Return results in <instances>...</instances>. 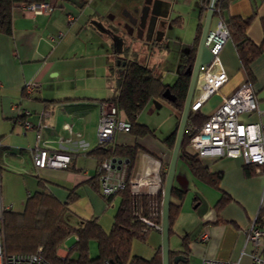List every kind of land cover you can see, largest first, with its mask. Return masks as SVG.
I'll return each mask as SVG.
<instances>
[{
    "label": "crops",
    "instance_id": "0c3cea01",
    "mask_svg": "<svg viewBox=\"0 0 264 264\" xmlns=\"http://www.w3.org/2000/svg\"><path fill=\"white\" fill-rule=\"evenodd\" d=\"M169 1L172 26L181 30L186 21L191 24V45L201 0ZM61 2L56 0L57 7L48 14H24L19 5H15L12 33L0 32V227L3 211H21L27 198L41 188L39 182L42 181L43 188L60 202L68 200L66 218L70 223L76 225L95 217L102 228L109 231L117 209L116 196L107 202L96 184H92L98 172L97 159L89 151L97 144L99 102L110 97L115 90L110 77L116 74V56L107 40L98 38L103 32L89 23V16H85L83 10ZM77 11L82 17L78 27ZM223 13L225 19L251 16L247 35L256 44L264 43V0H229ZM70 14L73 16L71 22L68 21ZM204 16L205 13L202 23ZM216 20L217 17H212L210 29H214ZM82 30L86 32L84 40L79 38ZM59 32L62 35L57 38ZM49 36L57 39L51 40ZM81 50L89 61L77 60ZM219 57L228 76L221 92L230 94L240 83L250 79L251 82H247L252 85L259 108L264 110V50L249 64L250 75L242 68L235 45L230 40L223 45ZM82 80H86L87 94L78 92L85 87L79 85ZM26 82H36L37 86L26 93L23 91ZM101 86L105 92L112 89V93L102 95ZM162 103L158 99L151 100L149 111L159 108ZM219 104L220 96L212 95L200 111L207 116ZM239 117L244 122L264 120V114L256 112L242 113ZM114 140L123 142L129 137L125 132H116ZM140 141L161 160L169 158L160 140L147 136ZM36 147L67 154L70 160L61 168H36L32 161V151ZM150 162L145 157L139 159L134 181L147 178ZM205 163L212 171H222L218 188L193 177L187 166L180 172L175 171L174 186L187 193L189 187L183 188L184 181L194 186L198 184L195 181H199L214 189L215 199L203 215L194 214L188 205L186 208L184 200L181 202L172 226L171 235L175 236L171 238L173 247L170 249L181 252L187 264H200L203 258L254 264L249 255L251 245L247 244L245 234L264 197V169L255 167L254 172L246 175L241 157L205 158ZM152 171L156 174V166ZM70 192L75 196L68 199ZM223 192L229 200L216 213L213 206ZM194 200L201 203L198 194ZM111 206L116 209L110 211ZM185 237H188L187 245L184 244ZM148 239V247L139 249L138 253L144 258H151L160 248V231L156 230ZM67 250L63 245L57 253L65 257Z\"/></svg>",
    "mask_w": 264,
    "mask_h": 264
},
{
    "label": "trees",
    "instance_id": "16d2710c",
    "mask_svg": "<svg viewBox=\"0 0 264 264\" xmlns=\"http://www.w3.org/2000/svg\"><path fill=\"white\" fill-rule=\"evenodd\" d=\"M39 2L44 0H0V32L10 35L12 33V10L15 5L21 2ZM229 0H216L213 17H222L229 30V39L235 45L242 68L250 75L249 64L259 56L264 50V43L256 44L247 35V28L251 21L250 17L232 16L224 18V10L228 6ZM208 0H201L199 19L193 43L189 51L183 56L173 83H164L153 67L146 61L136 58L120 56V64L116 65V86L114 93L101 101H113L117 108L118 118L124 119L129 124V130L125 133L129 137L128 141L118 142L114 138L109 142L97 143L89 151L97 159V166L108 158L128 159V177L125 186L114 194L104 195L99 189V176L97 172L92 184H96L100 194L107 202L113 197H119V204L112 216V224L109 231H105L95 217L81 221L79 224H72L66 218L68 210V200L60 202L50 191L42 186L26 200L21 211L5 210L2 214L0 233L3 235L4 248L7 253H35L39 252L51 264H93L104 259H109L113 264H162L161 250L157 249L151 258H144L139 255H131V242L133 239L146 240L153 228L145 224L140 217H151V210L154 200L157 201V215L155 221L161 222V200L168 159L161 160L156 152H153L141 144V139L152 136L163 144L169 152L173 148L179 117L183 108L186 91L190 79V74L186 69L193 64L195 51L202 28V16L206 11ZM126 47V46H124ZM124 49V48H123ZM118 58V56H116ZM117 60V59H116ZM122 60L125 61L122 64ZM119 68V69H118ZM251 82V80L247 79ZM169 88L173 99L163 97V91ZM153 99H158L169 104L174 112L176 121L173 129L165 136H159L154 129L144 123L137 121L140 111ZM206 115L199 111L189 112L184 134L182 137L178 160L184 161L191 175L205 184L218 188L222 171H212L205 161L200 158L191 148L188 142L195 132L193 128H199L205 121ZM144 150L158 157L161 160L160 179L161 187L153 195L147 193L134 194L128 178L133 170L138 150ZM177 160V161H178ZM254 164H244L245 174L254 172ZM98 171V170H97ZM139 184L142 181H134ZM134 185V186H136ZM70 192L68 199L74 197ZM186 194L185 189L172 186L171 201L169 205L168 223L169 235L173 233L172 226L179 213L181 202ZM229 200V196L222 193L215 202L213 208L215 212L224 206ZM255 217L258 226H264V197ZM76 236L75 242L68 249L67 255L61 257L57 249L61 247L63 241L68 237ZM96 242V254L90 256V241ZM184 238V244L187 245ZM40 250L38 251V248ZM72 252L76 257H72ZM177 254L170 249V263Z\"/></svg>",
    "mask_w": 264,
    "mask_h": 264
},
{
    "label": "built area",
    "instance_id": "2783aa9c",
    "mask_svg": "<svg viewBox=\"0 0 264 264\" xmlns=\"http://www.w3.org/2000/svg\"><path fill=\"white\" fill-rule=\"evenodd\" d=\"M24 14H48L56 6V0H44L39 2H21L18 4ZM73 16H68L71 22ZM62 35L58 33V37ZM52 40L57 38L49 36ZM229 39V30L222 17H217L214 29H210L205 39V45L212 53L210 61L203 63L198 68L194 92L190 102V112L199 111L202 105L212 95L220 96V104L214 111L207 115L199 128H193L188 147L200 158H236L241 157L244 164H254L259 170L264 169V120L257 122H244L239 115L242 113L256 112L264 114L254 96L252 85L245 81L240 83L230 94L221 92L222 86L227 82L228 76L220 61V51ZM37 86L36 82H26L23 91L32 92ZM2 87L0 83V88ZM117 108L113 101L99 102V115L96 125L97 143L111 141L116 132H126L129 124L117 116ZM149 159L148 171L152 172L151 191L156 194L160 187V181L153 175L152 167L160 168L159 158L142 154ZM70 156L60 152H49L45 148L36 147L32 151V161L36 168L65 167ZM110 158L97 166L100 173V191L104 195H110L123 188L126 179V163L117 166ZM158 172V171H157ZM157 172L155 175H157ZM143 185V184H141ZM141 185H131L136 193ZM149 185V184H147ZM131 187V188H132ZM151 217L140 219L151 226L153 230L160 231V224L155 221L157 215V201L154 200ZM205 236V235H204ZM245 239L251 245L249 255L254 264H264V226H258L255 218L248 227ZM40 247L38 248V251ZM0 264H51L39 252L35 253H7L4 248L3 235L0 233ZM93 264H113L109 259H104ZM176 264H187L179 261ZM200 264H237L236 261H220L213 258H203Z\"/></svg>",
    "mask_w": 264,
    "mask_h": 264
},
{
    "label": "rangeland",
    "instance_id": "374dc122",
    "mask_svg": "<svg viewBox=\"0 0 264 264\" xmlns=\"http://www.w3.org/2000/svg\"><path fill=\"white\" fill-rule=\"evenodd\" d=\"M60 2H61V0H59V3ZM104 2H105V0H93V1L90 0L88 2V4L83 8V13L85 14V16L87 14L90 17V15L94 14V8L95 7L99 8L101 10L105 9V7H104L105 3ZM65 8L68 11L70 10L72 12H75L74 9H71L70 7H65ZM56 10H57V8H56ZM76 16H77V27H78L80 22H82L81 21L82 17L78 14V11L76 13ZM131 28L133 29L132 39H130L128 41V43H126V47H124L123 51L119 55L121 57L136 58L140 61H146L149 66L154 68V70L158 76H160V75L163 76V78H161V79L163 80L164 83H173L175 80L176 74L178 72L179 66L182 63L183 53L189 47V45L193 39V32H192L191 24H189V22L187 23V21H186L185 26H183V28L180 30L178 28L173 27L172 24L169 23V21H168L167 26H166V35L163 38H161L160 40L158 39L157 35H155V37H153V39H149L146 30H145L144 34L140 36L139 31L136 28V26L131 25ZM100 34H101L100 36H102V37H98V38H105L109 44L110 49L113 51L114 44H113L112 36L110 34H107V33L106 34L100 33ZM79 35H80L79 38L84 40L86 38L85 30H82L79 33ZM84 52H85V50H84ZM87 52H85V53H87ZM81 55H83V56L81 57ZM77 56H78L77 60L84 59L82 62H86V61L90 60L89 57L86 58L85 54L83 53V50H81L80 53L77 54ZM83 57H85V58H83ZM110 79L113 82V87H115V84H116L115 83L116 82L115 75L113 77H110ZM89 83L91 84L92 81H90ZM79 85L85 86L86 80H82L79 83ZM100 88L103 91L102 93H104L102 95H108L109 93H112V89L111 90L108 89V91L105 92L103 86H101ZM86 89H88V86H85L84 88H82V90H80L78 92L87 94L89 92H87ZM150 107H151V104H147L140 111V113L137 116V121L140 123H144V124L148 125V127L151 129H154L159 136H161V137L165 136L166 134H168L173 129L174 124H175V112H174L173 108L169 104L165 103L164 101L159 108H155L152 112L149 111ZM170 153H171V151L169 152L168 150H166L167 158L168 157L170 158ZM142 154L148 155V156H153L152 154L147 153L142 149L137 151L136 160H135V163L133 166V170H132V172L128 178L130 187H132L131 185H136L134 182V175H135V172H136V170L140 164L139 159L142 158ZM113 158L115 159V161L113 163V164H115V166H117L121 163H126V165H127V163H128V161L126 162L124 158H117V157H113ZM113 158H111V159H113ZM169 158H168V160H169ZM108 159H110V158H108ZM108 159H105V160H108ZM203 160L205 161V159H203ZM182 167L186 168L184 161L178 160L177 164H176L177 172H180ZM159 170H160V168L158 169L157 175H155L154 172H153V175L157 176L159 178L160 187H161V179H160ZM166 171H167V169H166ZM127 173H128V165L126 168L125 183H126V180L128 177ZM151 176H152V172L150 170L149 175H147V178H145L142 182L137 184V185L143 184V185L139 186L138 192L135 193L133 191V187H132L131 188L132 193H134V194L147 193V194L151 195L153 198H155L153 196L154 194H152L151 191L149 192V190H151V187H149V186H151L150 183H152V180L149 179V178H151ZM175 181H176V179H175ZM99 182H100V179H99ZM195 182L198 183L196 186L191 185L190 182H188V184H187L184 181L183 188L189 187V190L187 191L185 199H184V202H185L184 204H186V208L188 205V209H191L194 214L203 215L204 213H206L208 211L210 203H212L213 200L215 199L214 193H213L215 191L213 188L208 187L199 181H195ZM147 184H149V185H147ZM99 189H100V183H99ZM196 194H198V196L201 199L200 204L198 203V200H194V197ZM114 202L117 204V206H116V208H117L118 204H119V197L118 196H116L114 198ZM261 203H262V200H261ZM116 208H113L111 206L109 208V210L114 211V209H116ZM157 231H159V230H157ZM154 232H156V230H151L150 233L148 234L146 240H144V241L138 240V239H133L131 242V249H130L131 255L136 254V255L141 256V254H138L140 252L139 249H145L148 247V245L150 244L148 238ZM174 236L175 235H171V237L169 239L170 248L173 247V241L171 240V238H173ZM74 242H75V236L71 235V236H68L63 241L61 246L64 245L66 248L69 249ZM67 252H68V250H67ZM89 254H90V256H94L96 254V242L94 240L90 241ZM150 254L151 253H148V255H150ZM71 256L76 257V253L72 252Z\"/></svg>",
    "mask_w": 264,
    "mask_h": 264
},
{
    "label": "water",
    "instance_id": "95a60500",
    "mask_svg": "<svg viewBox=\"0 0 264 264\" xmlns=\"http://www.w3.org/2000/svg\"><path fill=\"white\" fill-rule=\"evenodd\" d=\"M79 11L83 10L86 1L78 2L76 0H63ZM216 0H208V4L205 11L204 20L202 23L201 33L198 40V44L195 51V57L193 60V64L189 66L186 71L190 74V79L188 83V88L186 91V96L183 104V108L179 117L176 135L174 139L173 148L170 153V158L167 166L166 176L164 179L163 189H162V200H161V222H160V233H161V262L162 264L170 263V247H169V223H168V214H169V205L171 201V190L173 186V180L176 171V164L178 160V154L180 150V145L182 141V137L184 134V129L187 122V117L190 112L189 106L192 99V95L194 92V87L197 79L198 68L201 64L210 61L212 57V53L205 45V39L210 30V23L213 17V12L215 8ZM85 4V5H84ZM170 4L169 0H144L143 6L141 8H135L134 10V20L131 21L132 25H135L138 31L142 32L144 29L147 31V35H152L153 32L157 35L160 40L166 35V26L167 22H170L169 12H170ZM90 24H92L98 31L110 34L113 38V52L115 56H118L116 63L120 64V56L119 54L123 51L125 41L123 38L114 33L112 30L105 29L99 25V22L96 20H90ZM159 24V27H157ZM172 24V23H171ZM149 37V36H148ZM125 61L122 60V64ZM163 97L166 99H173L174 95L170 93L169 88H166L163 93ZM113 162L115 159H112ZM127 162L128 160L125 159ZM184 255L177 252L174 256L173 261L176 263L178 261H184Z\"/></svg>",
    "mask_w": 264,
    "mask_h": 264
},
{
    "label": "flooded vegetation",
    "instance_id": "af4514ba",
    "mask_svg": "<svg viewBox=\"0 0 264 264\" xmlns=\"http://www.w3.org/2000/svg\"><path fill=\"white\" fill-rule=\"evenodd\" d=\"M76 1L78 2L86 1V3L88 4L90 0H76ZM143 1L144 0H125L122 2V0H105L104 2L105 9L101 10L95 7L94 14L90 15L89 21L96 20L97 22H99V25L101 27L112 30L114 33L119 34L125 41L124 46H126V43H128V41L132 39V36H133L132 35L133 29L131 28V25H132L131 21L134 20V16H135L134 10L136 7L141 8V6H143ZM157 27H159V24H157ZM144 32H145V29L142 32L140 31L139 35L140 36L143 35ZM155 35H156L155 32H153L151 36L148 35L149 36L148 38L153 39ZM189 48L190 47H188L185 50V52L183 53V56L185 55V53L189 51Z\"/></svg>",
    "mask_w": 264,
    "mask_h": 264
}]
</instances>
